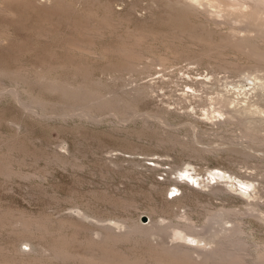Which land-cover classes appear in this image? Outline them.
Masks as SVG:
<instances>
[{"label": "rangeland", "instance_id": "374dc122", "mask_svg": "<svg viewBox=\"0 0 264 264\" xmlns=\"http://www.w3.org/2000/svg\"><path fill=\"white\" fill-rule=\"evenodd\" d=\"M202 1L209 14L178 0H0V264H86L98 248L90 247L91 234L118 218L163 222L188 206L201 223L205 217L195 211L200 214L207 201L216 208H249L241 191L203 193L188 177L178 176L180 190L168 193L175 173L187 168L200 178L213 177L214 170L233 175L238 188L248 181L239 175L255 169L251 177L260 191L252 202L261 203V212L237 216L246 242L227 247L255 261L264 247V220L256 216L264 213V142L243 132L236 118L217 124L213 104L187 91L192 79L217 75L218 89L228 96L224 109L246 97L237 87L248 75L243 68L252 65L247 55L228 48L201 59L187 45L197 49L203 37L218 42L235 27L238 33L249 11L234 0ZM135 36L143 40L128 64L114 50ZM163 55L171 59L166 69ZM61 83L95 96L63 92ZM144 83L148 89L139 92ZM176 195L182 198L172 209ZM138 238L116 248L150 259V244Z\"/></svg>", "mask_w": 264, "mask_h": 264}, {"label": "bare ground", "instance_id": "6f19581e", "mask_svg": "<svg viewBox=\"0 0 264 264\" xmlns=\"http://www.w3.org/2000/svg\"><path fill=\"white\" fill-rule=\"evenodd\" d=\"M234 1H235V4H238L239 6L242 5L243 9L246 8L245 11H249L248 12L249 14L248 15L246 14L245 15L246 18L244 19V21H242L243 25L241 27H239V30H238V33H240L239 31H244L245 34H243V33L238 34L236 32L237 29L234 26L235 27L234 30L236 29L235 30L236 33L233 30L232 32H230V34H228V33L225 34L226 36H224L223 38L221 36L222 40H220L218 42H216V40L214 42V40L211 39L213 42H209L210 44L205 43L206 41H202V39L204 37L202 38V36H201V38H202L201 42H204L205 44L204 43H198V45H200L199 48H197V49L190 48V50H189V45H187L188 49L187 48L186 49H187V51L192 50L190 53L195 52L196 55H198V57H201V59H203V56H206V55L209 56V54L211 52L212 53L217 52L216 57H218L217 54H220L222 56V54L225 53L224 51L227 50L228 48H230V49L235 48V50L239 51V53H242V55L243 54L247 55V58L248 57L250 58L252 65H246L247 66L246 68H243V64L239 63V62H237V63H232V62L227 63L226 62L227 66H229V68H230V66H231V68L233 66V67L237 68L236 70H238L239 66H240V68L242 66L243 70L245 69V71L248 73V75L247 74L245 75L243 80H240V84H239L240 87H237V88L243 90L242 92H244L246 94L245 95L246 97H244L243 99H239L238 103L235 104L234 109H229V107H227V109H224L227 105H224L223 102L227 103L228 96L226 95V93H222L223 91L221 92L218 89V87L220 86L219 85L220 82H216L215 78L218 77L217 75L215 78H212V77L209 78V75H208V77H205V78L192 79V82H188L190 84L187 85L189 87V89L187 91H188V93H193L192 95H195V97H197V96L200 97L199 100L203 101V103H205L204 101L208 100V101H210L209 102L210 104H213V111L214 112L216 111V113H218V115L216 116V118H217L216 123L217 124L218 123L222 124L225 122H233L234 123L235 121H233L231 118H236L237 119L236 122H239L244 127L245 130L243 129V132H245L246 134H251L256 139H259V140L264 142V135L262 134V132L264 131V0H234ZM178 2L179 3L181 2L185 5L193 8V10H195V11L199 10L200 6H203L205 8L207 5V4L203 3L202 0H178ZM223 6H224V3H223ZM231 6H234V5H231ZM225 7H227V5ZM204 8H202L203 12L206 11L208 13L211 11L210 9L208 10L206 8L204 10ZM234 8H236V7L234 6ZM234 8H232V9H234ZM202 9H200V10L202 11ZM212 9H213V7H212ZM243 9L242 8L239 9L238 12L243 11ZM234 10H236V9H234ZM208 14H207V16H208ZM219 15H221V14H219ZM210 16L212 17L214 15H209V17ZM215 19L213 18V20H215ZM215 21H217V20H215ZM203 25H202V27H203ZM210 30L211 29H209L210 33L208 32V30L206 31L207 33L206 32L205 33L206 34L212 33L214 35L215 34V33H213L214 31L211 32ZM202 31L204 32V30H202ZM135 35H137V34H135ZM175 37H174V39H175ZM180 37H181V39L185 38L184 34H181L179 36V38ZM196 38L198 39L199 37H195V40H196ZM190 39H191V37H190ZM130 40L132 41L130 44L128 43V44H125L123 46L119 45V47H120V48L118 47L119 49L116 47L115 49H117V50H114V49L113 50L116 52L118 51L122 55V57L125 59L124 62L126 61L128 64H133V62H134L133 60L136 59L135 58L136 48H137L136 46L139 45V43L143 39H141L139 37L137 38L135 36V38L133 37L134 41L132 39H130ZM208 40H210V39H208ZM176 41H177V38H176ZM193 41L191 42V40H190L191 43H193ZM185 42H186V40H185ZM187 42L190 43L189 41H187ZM206 44H208V46H207L208 48H206V46H205ZM192 46L195 47V45H192ZM138 47H141V46H138ZM183 47H185V46H183ZM183 47H182V49H183ZM75 48H78V47H74V50H75ZM71 49H73V48H71ZM177 50H179V49H177ZM137 51H139V50L137 49ZM182 51L183 50H181L180 53H182ZM195 53H194V55H195ZM137 54H139V53H137ZM186 54L187 53L185 51V55ZM213 55H215V54L213 53ZM245 55H244V57H245ZM211 57H212V55H211ZM220 58H219V60H221ZM159 59L161 61L162 67H164L165 69L169 66V63H171L170 56L167 57V55H165V56L163 55V57L162 58L159 57ZM224 59H223V61H224ZM139 60H141V59H139ZM199 61H201V60H199ZM225 61H227V60H225ZM144 70H145V68H144ZM186 72H188L190 74V71H185V73ZM58 84H60L59 81H58ZM250 84L251 85L253 84V87H251L250 89H248V88L244 89L247 85H250ZM62 85L63 84L61 83L60 88L63 89V92H64V90L71 92V89H72L74 92L72 94L77 95L79 97L84 96L87 99V98H89V96H91V98L93 96H95V93H93V91H91V90L90 91L89 90L84 91V89H81V88L80 89L75 88V90H74L73 89L74 87L67 89V88H64V86L61 87ZM214 86H216V87L214 88ZM221 86H222V84H221ZM60 88H58V89H60ZM146 88L148 89V84L145 85V83H144V85L141 87H138L137 90L139 92L140 91L142 92V90H146ZM199 91H202V93H198ZM69 92H66V93H69ZM213 93H217V96H213L212 95ZM80 94H81V96H80ZM203 94H206V96H208V97L206 98L205 96H203ZM208 94H211V96L209 97ZM232 102H235V100H232ZM105 103H107V101ZM218 104H220V105H218ZM221 104H222V106H221ZM229 113H230V116L228 115ZM256 114H258V116ZM184 143L189 144V142H184ZM198 143H199V141H198ZM189 165H192V163H189ZM173 169H175V166L173 167ZM172 172L175 173L174 170H172ZM213 172H214L213 177H205V175H202V178H200L201 174L192 175L193 173H190V169H188V168L182 170L179 175H177L175 173L174 183L171 186L172 188L167 189L168 193L174 194L180 190V185L178 182L179 181L178 176H180L181 178L188 177L189 180H191L192 185L198 184L199 188H197V189H199V191H201L203 193L210 192L214 195H218L220 192H222V191L227 192L230 189H232V190L235 189V190L241 191L242 195L245 196V199L249 200V202L247 201V205H250L249 208H246L245 210H238L237 211L235 209H231L228 207L226 208L225 206L220 207V208H216V205H213L212 202H208V201H207V203H205V205H203L202 203H199V205H203L202 208L204 210L201 211L200 214H199V211H195V212H197L198 215H203L205 217L201 223H198L197 221H195V217H194L195 213H193V211H187L188 206L183 207V208H185L183 214L178 215L175 213V218L169 219L168 221H166L167 217L164 216L163 222H159L158 221L159 219L153 221L152 217H150V221L148 222V224H141V222H139V220H134L133 222L132 221L130 222L127 219H123V218L122 219H119V218L114 219V226H112V225L109 227L104 226V228L102 227L104 229V231H100L103 229L97 230L95 233L91 234V236L89 237L90 247L92 246L91 248H93V247L95 248V246H98V248H97L98 251L92 249L93 251H96L97 253L94 254V252H92L91 254H89V260H87V263L88 264H252V263L258 264V263H255V261H259V259L264 260V247H262V246L260 248H258L257 251L255 252V255H257V257H255V261H253V262L249 261V259L247 258L245 253L242 252V250L241 251L237 250V249L232 250V248L231 249L227 248V247H231L230 245L232 243L234 245H239L241 243L246 242V240L241 236L242 234L245 233V229L243 226L244 223H243V221H241L242 218L241 219L237 218V216L239 214H243V215L253 214V212H255L257 210L258 211L261 210V208L259 207L261 203L252 202L253 201L252 198L256 197L255 196L256 193L253 194V192H255L256 190L260 191V188H259L260 186L258 187L256 185V179L251 177L252 174L255 173V169H254L253 173L252 172H250V174L248 173L249 174L248 176L247 175H245V176L239 175V179H242V177H244V178H246V180H248L247 182H245L244 179L242 180V182L240 181V183H242L245 186V187H240V188H238L239 186H238V184H236L234 182V180H231V178L234 179L233 175H227L224 173L220 174V172L216 171V170H214ZM217 178H220V179H217ZM213 179H216V183L211 184ZM219 181L226 183L228 186H223L224 184L221 186ZM251 188H254V191H251L250 190ZM181 198H182V196H177V195L173 196V198H172L173 201H171L172 204L170 205L172 207V209H174L175 206H177L180 203ZM231 210L234 211V215H233L234 217L231 216V214H230ZM154 211L156 212V210H154ZM185 211H187V212H185ZM254 215H256V214H254ZM256 216L259 219L264 220V213L258 214ZM30 223L31 222H28L26 224V225H28L29 228H30V225L32 224V223L31 224ZM116 227L119 228L120 230L117 231ZM133 236L140 237V238L142 237L141 238L142 240H146L150 244V249H149L150 250V257H149L150 259L143 257V255L141 257L140 256L133 257V255L131 256L130 254H128V252L127 253L122 252L116 248L117 243H119L121 241H127L128 239L133 238ZM155 236L159 239L157 243L156 242L154 243V240H152V238H151V237H155ZM166 236H167V238L169 237L170 239H172V241H168L169 238L166 240ZM61 239H63V237ZM142 240H140V241H142ZM147 247H149V246H147ZM57 249H58L57 253L59 255L67 256V253L64 251V249H62V248L61 249L57 248Z\"/></svg>", "mask_w": 264, "mask_h": 264}, {"label": "water", "instance_id": "95a60500", "mask_svg": "<svg viewBox=\"0 0 264 264\" xmlns=\"http://www.w3.org/2000/svg\"><path fill=\"white\" fill-rule=\"evenodd\" d=\"M143 218H144V220H146L148 217L147 216H144Z\"/></svg>", "mask_w": 264, "mask_h": 264}]
</instances>
